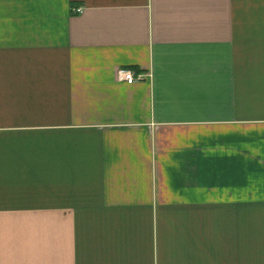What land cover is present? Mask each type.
Masks as SVG:
<instances>
[{
	"label": "crops",
	"instance_id": "1",
	"mask_svg": "<svg viewBox=\"0 0 264 264\" xmlns=\"http://www.w3.org/2000/svg\"><path fill=\"white\" fill-rule=\"evenodd\" d=\"M0 264H264V0H0Z\"/></svg>",
	"mask_w": 264,
	"mask_h": 264
},
{
	"label": "built area",
	"instance_id": "2",
	"mask_svg": "<svg viewBox=\"0 0 264 264\" xmlns=\"http://www.w3.org/2000/svg\"><path fill=\"white\" fill-rule=\"evenodd\" d=\"M81 9L75 10V13H80ZM119 78L126 84H134L136 82L144 80L148 75L142 73H135L131 70H120L118 72Z\"/></svg>",
	"mask_w": 264,
	"mask_h": 264
}]
</instances>
